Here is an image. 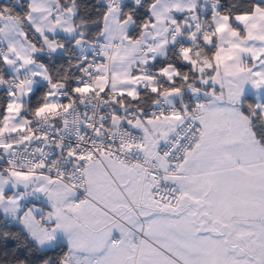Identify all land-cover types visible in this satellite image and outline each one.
I'll use <instances>...</instances> for the list:
<instances>
[{"label":"snow or ice","instance_id":"1","mask_svg":"<svg viewBox=\"0 0 264 264\" xmlns=\"http://www.w3.org/2000/svg\"><path fill=\"white\" fill-rule=\"evenodd\" d=\"M97 4L0 2V264H264V0Z\"/></svg>","mask_w":264,"mask_h":264},{"label":"trees","instance_id":"2","mask_svg":"<svg viewBox=\"0 0 264 264\" xmlns=\"http://www.w3.org/2000/svg\"><path fill=\"white\" fill-rule=\"evenodd\" d=\"M0 2H8V0H0ZM26 2V0H25ZM82 3H86V4H89V5H96V7L99 9V11H97L96 9H93L92 12H91V15L93 16H96L98 15L100 12L103 11V7L99 4H97V0H81ZM19 11V9H18Z\"/></svg>","mask_w":264,"mask_h":264}]
</instances>
